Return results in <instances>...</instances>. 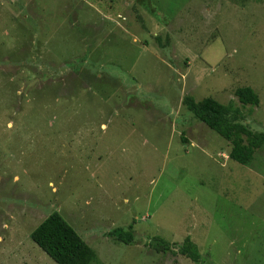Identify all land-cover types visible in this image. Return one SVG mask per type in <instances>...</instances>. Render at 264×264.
<instances>
[{"label": "rangeland", "instance_id": "rangeland-1", "mask_svg": "<svg viewBox=\"0 0 264 264\" xmlns=\"http://www.w3.org/2000/svg\"><path fill=\"white\" fill-rule=\"evenodd\" d=\"M186 97L264 130V0H0V264H55L30 238L54 211L91 264H195L156 237L264 264V146L230 160Z\"/></svg>", "mask_w": 264, "mask_h": 264}, {"label": "trees", "instance_id": "trees-1", "mask_svg": "<svg viewBox=\"0 0 264 264\" xmlns=\"http://www.w3.org/2000/svg\"><path fill=\"white\" fill-rule=\"evenodd\" d=\"M235 96L242 106H257L259 103L257 94L250 87L236 89ZM184 105L198 121L230 143V160L240 165L247 164L264 146V130L256 132L249 129L241 122L243 117L239 109L231 103L224 105L210 97L200 101L186 97ZM133 232V224H130L126 228H115L108 235L131 245L134 243ZM30 238L55 264H91L96 259L95 252L57 211L43 219L32 230ZM154 240L153 248L159 253H176L195 264L202 262L197 246L188 237L180 245L159 237Z\"/></svg>", "mask_w": 264, "mask_h": 264}]
</instances>
